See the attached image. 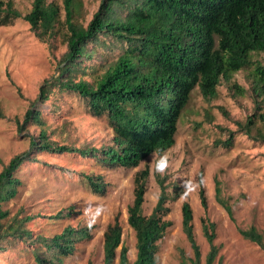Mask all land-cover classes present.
I'll return each instance as SVG.
<instances>
[{"label": "trees", "instance_id": "trees-1", "mask_svg": "<svg viewBox=\"0 0 264 264\" xmlns=\"http://www.w3.org/2000/svg\"><path fill=\"white\" fill-rule=\"evenodd\" d=\"M63 4L61 21L60 7L54 2L32 0L30 10L21 14L11 0H0V25L22 17L40 41L54 37L57 25L64 27L66 48L56 73L42 80L22 121L15 118L19 132L29 124L37 125L39 132L31 137L29 149L15 154L0 170V242L7 237L27 241L37 264H64L78 243L91 238L94 226L68 224L53 235L32 236L24 224L33 215L9 218L3 203L16 196L21 181L15 172L23 163L38 161L37 153L49 152L93 157L107 168L136 167L152 153L162 154L173 146L177 121L195 86L206 100H211L221 79L229 80L234 72L252 64L253 53L264 52V0H100L85 25L75 19L79 1L63 0ZM90 43L123 49L93 80L84 78L89 69L86 59L91 53ZM254 70L252 90L258 96L264 92V67L258 64ZM234 87L243 93L239 85ZM55 89L76 93L92 115L106 117L112 129L108 145L98 149L76 147L50 138L36 103L46 102ZM3 116L0 108V117ZM258 122L264 125V113L261 103L255 101L253 113L236 124L251 139L264 142V131ZM232 133L219 141L222 146H231ZM148 176L147 167L134 174L133 200L127 210V223L135 235V259L130 262L127 248L121 245L122 227L116 214L103 233L102 264H114L117 253L119 264H157V242L172 224L166 218L167 202L177 199L182 189L173 183L168 191L164 179L157 175V201L149 214H143ZM82 177L93 193L106 192L107 185L100 174L83 173ZM198 195L206 211L201 180ZM214 197L235 221L216 177ZM180 211L182 230L193 255L187 258L181 253L179 264H201L192 208L183 201ZM74 214L73 207H66L47 217L61 220ZM236 229L264 251V236L256 227L237 225ZM201 230L208 244L205 264H221L219 246L214 242V222L203 216ZM0 250H4L1 244Z\"/></svg>", "mask_w": 264, "mask_h": 264}, {"label": "rangeland", "instance_id": "rangeland-1", "mask_svg": "<svg viewBox=\"0 0 264 264\" xmlns=\"http://www.w3.org/2000/svg\"><path fill=\"white\" fill-rule=\"evenodd\" d=\"M14 7L25 14L32 0H11ZM60 7L64 19L63 0H47ZM80 9L75 19L84 25L97 9L100 0H77ZM64 27L57 25V33L47 41H40L22 17L8 25H0V170L15 154L30 148V139L37 136L39 127L26 126L19 132L15 118L22 121L23 114L36 98L42 80L56 73L59 58L65 51ZM89 66L85 79L93 80L122 51L90 43ZM264 67V52L252 54V64L234 72L229 80L221 79L217 94L206 100L195 86L188 103L177 121L175 142L162 154L152 153L133 168H107L93 157L76 153L41 152L38 161L25 162L15 172L21 181L14 198L3 203L9 218L33 215L24 226L32 236L53 235L66 225L93 224L92 236L77 244L73 255L64 264H102L103 233L118 214L122 227V243L127 248L128 260L135 259V235L127 223V210L133 200L134 174L147 167L143 214H149L159 195L156 176L164 179L171 190L177 183L181 195L169 200L166 216L172 224L157 242V264H179L181 253L191 258L193 253L182 230L180 207L187 201L193 212V227L201 251V264H205L208 244L201 230V218L206 216L215 224L214 242L219 246L221 264H264V251L255 243L244 239L237 225L254 226L264 236V142L251 139L239 130L236 122L253 113L254 102L261 103L264 113V92L255 95L252 90L256 79V65ZM234 84L243 89L237 91ZM50 138L59 144L76 147L100 148L108 145L112 129L105 116L92 115L84 101L67 90L55 89L44 103H36ZM226 112V113H225ZM257 125L264 131V125ZM232 131L231 146L219 142ZM164 167L160 168L159 165ZM83 173L100 174L106 183V192L96 194L89 188ZM219 180L221 195L232 208V221L224 207L214 197V178ZM200 180L207 198L203 210L198 190ZM73 207L76 214L66 219L47 217L59 210ZM10 220V219H9ZM0 264H37L32 246L25 240L7 237L0 242ZM114 264L118 263V253Z\"/></svg>", "mask_w": 264, "mask_h": 264}, {"label": "clouds", "instance_id": "clouds-1", "mask_svg": "<svg viewBox=\"0 0 264 264\" xmlns=\"http://www.w3.org/2000/svg\"><path fill=\"white\" fill-rule=\"evenodd\" d=\"M159 167H160V168H163V167H164V165H163V164H160V165H159Z\"/></svg>", "mask_w": 264, "mask_h": 264}]
</instances>
